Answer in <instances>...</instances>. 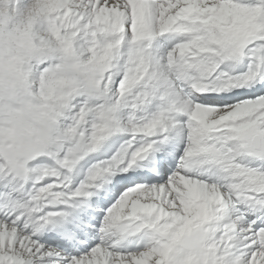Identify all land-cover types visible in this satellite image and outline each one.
I'll return each instance as SVG.
<instances>
[{
    "label": "snow or ice",
    "instance_id": "6c2138e0",
    "mask_svg": "<svg viewBox=\"0 0 264 264\" xmlns=\"http://www.w3.org/2000/svg\"><path fill=\"white\" fill-rule=\"evenodd\" d=\"M0 264H264V0H0Z\"/></svg>",
    "mask_w": 264,
    "mask_h": 264
}]
</instances>
